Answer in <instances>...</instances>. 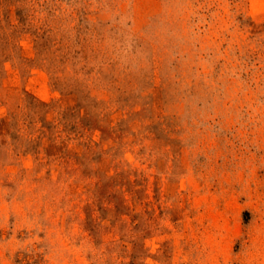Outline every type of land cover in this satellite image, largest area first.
<instances>
[{
    "label": "rangeland",
    "instance_id": "rangeland-1",
    "mask_svg": "<svg viewBox=\"0 0 264 264\" xmlns=\"http://www.w3.org/2000/svg\"><path fill=\"white\" fill-rule=\"evenodd\" d=\"M0 264H264V0H0Z\"/></svg>",
    "mask_w": 264,
    "mask_h": 264
}]
</instances>
